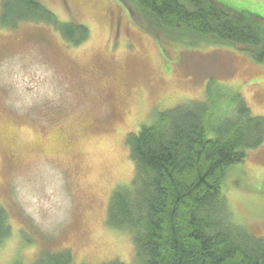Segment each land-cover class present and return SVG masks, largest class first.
I'll return each mask as SVG.
<instances>
[{
    "label": "rangeland",
    "instance_id": "obj_1",
    "mask_svg": "<svg viewBox=\"0 0 264 264\" xmlns=\"http://www.w3.org/2000/svg\"><path fill=\"white\" fill-rule=\"evenodd\" d=\"M39 1L90 36L73 45L49 24L0 21V206L12 227L0 264L64 251L71 264H134L130 231L108 219L113 193L133 189L137 173L129 134L210 94L233 103L241 93L264 117V63L185 33L157 37L125 0ZM222 189L232 222L264 238V144L227 172Z\"/></svg>",
    "mask_w": 264,
    "mask_h": 264
},
{
    "label": "trees",
    "instance_id": "obj_2",
    "mask_svg": "<svg viewBox=\"0 0 264 264\" xmlns=\"http://www.w3.org/2000/svg\"><path fill=\"white\" fill-rule=\"evenodd\" d=\"M0 1L2 24H49L73 45L90 36L88 26L61 21L39 0ZM125 3L131 16L157 37L185 33L179 37L190 43L238 46L264 63L261 12L219 0ZM214 98L210 94L205 102L164 111L153 125L128 136L137 173L133 189L113 193L108 219L130 231L134 264H264V238L232 222L222 189L227 172L264 144V117L252 114L241 93L233 103ZM11 232L0 206V244ZM71 263L72 254L64 251L43 252L33 264Z\"/></svg>",
    "mask_w": 264,
    "mask_h": 264
},
{
    "label": "flooded vegetation",
    "instance_id": "obj_3",
    "mask_svg": "<svg viewBox=\"0 0 264 264\" xmlns=\"http://www.w3.org/2000/svg\"><path fill=\"white\" fill-rule=\"evenodd\" d=\"M258 2H259V4H260V6H263V7H259V8L256 10V12H261V13H262L261 15L264 16V3H263L261 0H258Z\"/></svg>",
    "mask_w": 264,
    "mask_h": 264
}]
</instances>
